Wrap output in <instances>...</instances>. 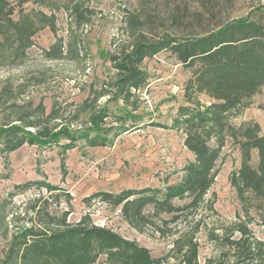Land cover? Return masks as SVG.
Returning a JSON list of instances; mask_svg holds the SVG:
<instances>
[{
    "label": "rangeland",
    "instance_id": "rangeland-1",
    "mask_svg": "<svg viewBox=\"0 0 264 264\" xmlns=\"http://www.w3.org/2000/svg\"><path fill=\"white\" fill-rule=\"evenodd\" d=\"M24 16L35 29L28 44L15 41L13 23ZM236 19L264 24V0H0V128L6 124L33 132L62 125L73 130L86 128L99 111L106 113L103 127H120V117L126 116L128 128L117 136L111 130L108 137L112 142L107 145L79 140L67 149L69 140L62 137L49 146L24 142L8 151L5 137L1 138L0 262L12 234L25 223L21 218L30 210V203L41 196L49 197L53 212L70 211L68 221L90 214L94 224L136 239L154 257L164 258L165 264H176L174 241L188 228L185 221L200 220V263L215 254L208 229L216 221L233 220L241 210L231 177L239 169L242 155L230 136L217 161L219 173L201 206L188 218L169 222L173 232L166 235L153 226L143 231L131 227L121 206H113L101 196L85 198L102 191L164 188L180 182L182 169L194 154L185 145V134L172 125L179 106L186 102L184 87L191 70L170 49H164L139 65L145 80L134 88L121 82L126 71L120 63L127 62L140 43L159 42L166 35H202ZM58 43L63 56L47 57V50ZM254 122L264 132V89L231 121L237 127ZM210 143L216 144L214 138ZM253 162L257 163L255 153ZM28 181L46 182L62 190L33 185L11 194L15 185ZM190 200L175 198L173 203L184 206ZM13 214L18 218L13 220ZM160 217L169 221L173 213L163 212ZM252 226L264 237L260 225ZM93 264L110 263L102 254Z\"/></svg>",
    "mask_w": 264,
    "mask_h": 264
},
{
    "label": "trees",
    "instance_id": "trees-1",
    "mask_svg": "<svg viewBox=\"0 0 264 264\" xmlns=\"http://www.w3.org/2000/svg\"><path fill=\"white\" fill-rule=\"evenodd\" d=\"M28 18L24 16L13 23L18 36L15 41L29 43L35 29ZM164 49H170L192 72L184 87L186 102L179 106L172 126L185 134V145L194 158L184 165L182 179L175 184L164 188H126L116 193L102 191L85 199L101 196L113 206H121L123 218L139 231L153 226L162 235L173 232L168 227L169 222H179L183 216L188 218L192 210L195 213L201 206L219 173L217 161L230 136L239 145L242 155L241 165L231 177L241 210L233 220L216 221L208 229V239L216 252L208 256L204 264H264V237L252 226L260 225L264 231V132L257 122L239 127L231 123L264 89V24L236 19L202 35H166L159 42L140 43L128 55L127 62L120 63L126 71L121 82L138 88L145 80L139 65L146 57ZM46 56L62 57L61 43L47 50ZM201 96L208 100H202ZM104 116L106 113L99 111L91 126L74 130L62 125L33 132L18 124H6L0 128V142L5 137L4 149L8 151L24 142L49 146L59 143L62 137L69 140L66 149L74 147L79 140L91 145H107L111 130L115 129L117 136L128 129L127 117H120L123 127L106 128L102 126ZM212 138L215 145L210 143ZM33 185L45 186L49 191L62 190L46 182L28 181L15 185L11 194ZM186 197L191 200L184 206L173 203L175 198ZM29 206L30 210L21 218L25 223L12 234L0 264H93L102 254H106L110 264H165L164 258L154 257L151 250L136 239L111 227L94 224L90 214L70 222V211L53 212L49 197L43 196L34 199ZM163 212L173 213L172 219H162ZM15 216L13 214V220L18 218ZM185 223L189 226L174 241L172 258L176 264H201L198 232L202 223L200 220Z\"/></svg>",
    "mask_w": 264,
    "mask_h": 264
}]
</instances>
